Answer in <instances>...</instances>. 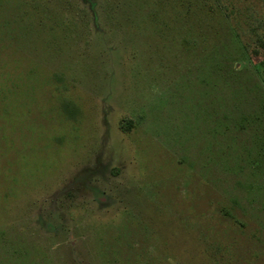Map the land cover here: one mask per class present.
I'll return each instance as SVG.
<instances>
[{"label":"rangeland","instance_id":"obj_1","mask_svg":"<svg viewBox=\"0 0 264 264\" xmlns=\"http://www.w3.org/2000/svg\"><path fill=\"white\" fill-rule=\"evenodd\" d=\"M0 264H264V0H0Z\"/></svg>","mask_w":264,"mask_h":264}]
</instances>
